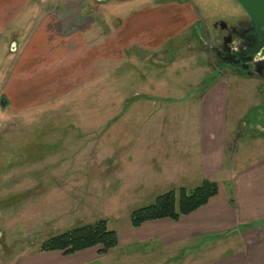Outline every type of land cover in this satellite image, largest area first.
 I'll return each mask as SVG.
<instances>
[{"label": "rangeland", "instance_id": "374dc122", "mask_svg": "<svg viewBox=\"0 0 264 264\" xmlns=\"http://www.w3.org/2000/svg\"><path fill=\"white\" fill-rule=\"evenodd\" d=\"M52 2L54 12H99L96 0ZM191 2L206 26L210 48L209 51L204 45L206 56L200 58V63L215 69L217 79L228 89L227 158L233 162L238 158L252 160L264 153L263 145L251 141L257 135L264 136L263 82L259 77H246L222 66L214 50L220 37L215 24L232 25L245 18V11L235 0ZM106 8L102 10L105 19L111 9L107 5ZM183 53L175 68L164 72L155 64L157 59H148V67L140 58L134 63L128 52L127 59L114 68L118 73L115 70L113 74L112 66L105 65L102 80L87 89L47 99L20 113L10 106L0 107V264H20L31 256L35 259L42 253L40 248L45 241L100 220H105L108 229L119 235L131 226L134 210L152 205L168 192L175 191L178 196L181 188L190 192L202 184L186 179L190 170H183L184 165L191 166V170L196 165L200 105H191L195 98H188L187 90L168 91L175 81L182 84L204 76L202 72L190 73L189 66L179 65ZM207 54L212 56L211 61ZM3 61L0 59V63ZM2 67L0 85L5 78L6 67ZM213 76L211 73L208 82ZM132 92L138 100L121 117ZM165 97L171 101L161 100ZM163 114L169 117L168 123L159 121ZM160 126L168 129V137L150 139L162 142L165 150L175 152L176 146L171 143L174 135L177 138L178 157L170 169H160L150 139L138 138L139 133L152 134ZM229 146L236 147V153ZM229 150L234 153L231 155ZM147 159H151L149 164L145 163ZM131 249L136 248L115 252L113 258L97 264L111 259L122 261ZM166 262L163 264H169ZM131 264L149 262L140 258Z\"/></svg>", "mask_w": 264, "mask_h": 264}, {"label": "crops", "instance_id": "0c3cea01", "mask_svg": "<svg viewBox=\"0 0 264 264\" xmlns=\"http://www.w3.org/2000/svg\"><path fill=\"white\" fill-rule=\"evenodd\" d=\"M52 1L0 0V59H4L0 67H6L0 97L7 99L5 107L20 113L47 99L87 89L102 80L105 65L118 73L114 68L127 59L128 52L134 63L140 58L148 67V59H157L155 64L164 72L174 69L184 52L179 65L204 76L182 84L175 81L167 89L187 90L188 98H195L191 105L201 108L196 121V165L192 170L184 165L183 170H190L185 177L191 181L216 182L219 192L178 221L161 219L125 228L119 232L118 247L105 255L99 254L98 247L68 256L42 252L20 264H97L125 248L136 249L124 260L111 259L106 264H131L140 258L149 264H264V153L246 161L227 158L228 89L217 79L215 69L200 63L206 56L204 45L210 48L197 7L191 0H96L99 12L82 15V9L74 14L66 9L54 12ZM106 5L111 8L107 19L102 11L107 10ZM207 58L211 61L212 56L207 54ZM211 73L214 76L208 82ZM134 95L132 92L124 103L121 117L138 100ZM161 100L171 101L170 97ZM168 118L163 114L159 121L168 123ZM161 127L152 134L143 131L138 138H167L168 129ZM174 139L175 152L150 139L160 169L176 165L179 149L175 135ZM251 141L264 146V136ZM234 152L229 150L231 155Z\"/></svg>", "mask_w": 264, "mask_h": 264}, {"label": "trees", "instance_id": "16d2710c", "mask_svg": "<svg viewBox=\"0 0 264 264\" xmlns=\"http://www.w3.org/2000/svg\"><path fill=\"white\" fill-rule=\"evenodd\" d=\"M218 192L217 183L211 180H204L199 187L190 192L182 188L178 196L175 191L168 192L157 197L152 205L134 210L131 215V226L137 228L144 223L161 219L178 221L205 206ZM118 245V234L108 229L105 220H100L94 225L74 228L50 238L42 244L40 251L61 252L68 256L98 247L99 254L105 255Z\"/></svg>", "mask_w": 264, "mask_h": 264}, {"label": "flooded vegetation", "instance_id": "af4514ba", "mask_svg": "<svg viewBox=\"0 0 264 264\" xmlns=\"http://www.w3.org/2000/svg\"><path fill=\"white\" fill-rule=\"evenodd\" d=\"M220 37L214 48L221 65L246 77H259L264 88V47L260 49L262 28H253L248 18L236 20L228 30L217 28Z\"/></svg>", "mask_w": 264, "mask_h": 264}, {"label": "water", "instance_id": "95a60500", "mask_svg": "<svg viewBox=\"0 0 264 264\" xmlns=\"http://www.w3.org/2000/svg\"><path fill=\"white\" fill-rule=\"evenodd\" d=\"M245 11L248 18V23L253 28H262L264 30V0H235ZM214 28L228 30L229 25L226 22H218ZM260 49L264 47V34L260 38ZM264 80V78H263ZM7 103L6 99L0 100V107L5 108Z\"/></svg>", "mask_w": 264, "mask_h": 264}]
</instances>
